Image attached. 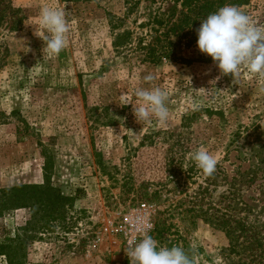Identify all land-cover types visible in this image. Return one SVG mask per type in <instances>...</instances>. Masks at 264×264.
I'll return each instance as SVG.
<instances>
[{
	"label": "rangeland",
	"instance_id": "obj_1",
	"mask_svg": "<svg viewBox=\"0 0 264 264\" xmlns=\"http://www.w3.org/2000/svg\"><path fill=\"white\" fill-rule=\"evenodd\" d=\"M132 5L0 0V192L49 185L73 198L52 216L3 214L0 237L24 240L22 264H129L128 240L150 223V235L182 246L193 264H264V76L242 69L234 84L213 62L150 63L153 19L180 1ZM46 6L68 21L54 57L34 35ZM239 9L264 28V0ZM123 31L131 45L116 51ZM186 41L177 56L202 55ZM151 86L167 93V127L133 115L135 91ZM201 147L218 160L211 176L191 158Z\"/></svg>",
	"mask_w": 264,
	"mask_h": 264
},
{
	"label": "clouds",
	"instance_id": "obj_2",
	"mask_svg": "<svg viewBox=\"0 0 264 264\" xmlns=\"http://www.w3.org/2000/svg\"><path fill=\"white\" fill-rule=\"evenodd\" d=\"M68 31L63 11L47 6L41 8L34 35L43 42V51L48 56H58L66 47ZM196 35L198 52L209 57L222 76L230 75L234 84L239 82L242 69L264 76V28L258 27L238 7L225 5L209 14L200 22ZM153 79L152 74L143 76L145 82ZM216 80L212 81L214 85ZM202 90L206 95L211 93V88ZM135 97V103L130 104L139 124L151 125L155 121L159 126L167 127L169 109L164 90L157 86L140 87L135 91ZM191 158L205 176L215 172L218 160L207 149H197L191 153ZM151 228L152 225L147 224L139 230L138 237L128 240L126 256L129 264H193L182 246L162 245L150 235Z\"/></svg>",
	"mask_w": 264,
	"mask_h": 264
},
{
	"label": "trees",
	"instance_id": "obj_3",
	"mask_svg": "<svg viewBox=\"0 0 264 264\" xmlns=\"http://www.w3.org/2000/svg\"><path fill=\"white\" fill-rule=\"evenodd\" d=\"M180 11H174L165 19L154 18V25L158 29L154 31L153 44L147 45L145 60L150 63H158L163 58L179 62L187 66L193 63H211L209 57L197 55L196 57L183 58L177 56L173 48L180 45L183 39H187L186 46L196 45L197 29L200 22L209 14L216 12L225 5H234L238 8L249 4L250 0H179ZM133 0H125L126 5H132ZM132 9H130L131 11ZM129 13V12H128ZM110 24L114 17L109 16ZM122 23V19H117ZM115 27L116 25H112ZM116 28V27H115ZM164 28L165 31H160ZM173 39L177 41L174 42ZM132 34L123 31L115 35L112 45L116 51L126 49L131 45ZM73 198L62 195L57 189L49 185L41 187L39 185H16L3 189L0 192V217L3 214L18 209H29L32 218L37 215L52 216L58 211L71 209ZM29 223L28 225H30ZM24 248V240L20 236L0 237V256H4L7 264H22L20 262V251Z\"/></svg>",
	"mask_w": 264,
	"mask_h": 264
}]
</instances>
